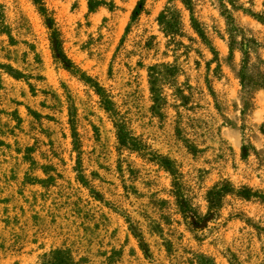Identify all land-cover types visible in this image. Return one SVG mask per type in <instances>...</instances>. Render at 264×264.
I'll use <instances>...</instances> for the list:
<instances>
[{"label":"rangeland","instance_id":"374dc122","mask_svg":"<svg viewBox=\"0 0 264 264\" xmlns=\"http://www.w3.org/2000/svg\"><path fill=\"white\" fill-rule=\"evenodd\" d=\"M41 2L142 149L119 145L99 96L54 60L32 0H0V264H40L56 248L75 264H264V0ZM166 7L180 16L174 38ZM155 63L178 69L157 110ZM222 181L257 194L226 195L191 230L175 190L203 215Z\"/></svg>","mask_w":264,"mask_h":264},{"label":"trees","instance_id":"16d2710c","mask_svg":"<svg viewBox=\"0 0 264 264\" xmlns=\"http://www.w3.org/2000/svg\"><path fill=\"white\" fill-rule=\"evenodd\" d=\"M37 6L41 15L44 17L45 24L49 28V42L50 48L54 60L61 64L63 68L68 70L71 74L78 77L82 82L89 85L95 93L99 96L100 104L106 112L110 115L113 125L116 130V138L121 147L127 148L133 151H140L142 149L140 141L137 137L133 136L127 129L124 121L119 118L118 113L114 108V103L110 99V96L106 93L105 89L93 80L85 72L81 71L63 52L61 40L59 38L58 31L53 26L52 18L47 16L46 8L43 6L41 0H32ZM184 5H188V0H181ZM139 11L138 5L132 11L133 18ZM229 21L231 16H225ZM159 23L162 25L163 33L167 37H173L180 33L181 22L178 10L174 7H166L159 16ZM244 39L242 40V43ZM247 46L244 45L243 49L244 58L248 55ZM5 71L14 78L21 77L22 74L16 72L11 66H3ZM178 69L175 65L170 63H155L151 64L147 68V76L149 89L153 101V109L157 110L164 102L162 96V85L164 83H172ZM264 86V84H262ZM182 95V93H180ZM153 159L162 166L165 170L174 173L173 163L168 158L153 154ZM228 194H235L238 197L244 199H250L256 195L257 192L248 187H240L235 189L228 181H222L214 184L206 192L205 198L207 202V210L203 215H199L195 210L191 208L186 198L179 192V188L175 190V197L177 206L185 219L187 225L191 230H196L202 225H206L208 221L214 219L222 207L223 199ZM40 264H75L71 254L60 248L51 250L48 253L43 254Z\"/></svg>","mask_w":264,"mask_h":264}]
</instances>
